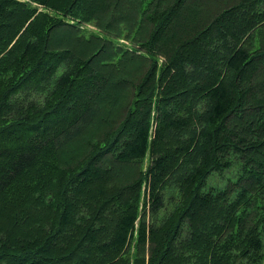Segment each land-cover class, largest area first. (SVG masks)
I'll return each instance as SVG.
<instances>
[{
  "label": "trees",
  "instance_id": "obj_1",
  "mask_svg": "<svg viewBox=\"0 0 264 264\" xmlns=\"http://www.w3.org/2000/svg\"><path fill=\"white\" fill-rule=\"evenodd\" d=\"M0 264H264V0H0Z\"/></svg>",
  "mask_w": 264,
  "mask_h": 264
},
{
  "label": "rangeland",
  "instance_id": "obj_2",
  "mask_svg": "<svg viewBox=\"0 0 264 264\" xmlns=\"http://www.w3.org/2000/svg\"><path fill=\"white\" fill-rule=\"evenodd\" d=\"M201 1V0H198ZM121 11H123V9H120ZM204 13H201L199 10V6L198 7H193L191 9V15L190 17H193L194 22H199V17H201V15H203ZM193 19H188L189 22L193 21ZM187 20H183L184 24H187L189 26V22ZM85 28L89 31H97L96 28H94L91 25H86ZM182 28V24H177V19L174 20L171 23V28L169 27L165 33L163 34V37H166V35H170V36H174V35H178V29ZM148 164V157L145 159V165ZM226 184L225 179L221 178L220 176H218L217 174H212L210 175L207 179H206V184H205V188L204 191L208 190L210 187H217V188H222L224 185Z\"/></svg>",
  "mask_w": 264,
  "mask_h": 264
}]
</instances>
